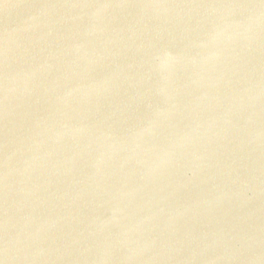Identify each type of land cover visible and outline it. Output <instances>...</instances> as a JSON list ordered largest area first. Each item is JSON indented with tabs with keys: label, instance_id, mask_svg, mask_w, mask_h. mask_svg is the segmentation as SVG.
I'll return each instance as SVG.
<instances>
[{
	"label": "water",
	"instance_id": "water-1",
	"mask_svg": "<svg viewBox=\"0 0 264 264\" xmlns=\"http://www.w3.org/2000/svg\"><path fill=\"white\" fill-rule=\"evenodd\" d=\"M0 264H264V0H0Z\"/></svg>",
	"mask_w": 264,
	"mask_h": 264
}]
</instances>
